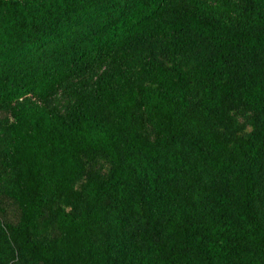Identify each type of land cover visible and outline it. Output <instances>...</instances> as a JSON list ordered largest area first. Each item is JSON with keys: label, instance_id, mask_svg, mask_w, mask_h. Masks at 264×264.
I'll return each instance as SVG.
<instances>
[{"label": "trees", "instance_id": "trees-1", "mask_svg": "<svg viewBox=\"0 0 264 264\" xmlns=\"http://www.w3.org/2000/svg\"><path fill=\"white\" fill-rule=\"evenodd\" d=\"M239 107L255 114L254 129L227 139L216 128ZM87 150L111 170L75 190ZM62 195L69 209L54 205ZM7 257L264 264V0H15L0 9Z\"/></svg>", "mask_w": 264, "mask_h": 264}, {"label": "rangeland", "instance_id": "rangeland-1", "mask_svg": "<svg viewBox=\"0 0 264 264\" xmlns=\"http://www.w3.org/2000/svg\"><path fill=\"white\" fill-rule=\"evenodd\" d=\"M15 0H0V9L7 7ZM230 122L226 126H218L217 132L227 138L232 139L239 136H247L254 129L255 114L244 107L228 109ZM152 136V134H150ZM82 161L84 164V171L75 179L73 189L79 190L85 184L87 176L92 173L98 178H104L111 170V164L105 155L100 151L87 150L82 154ZM54 205L62 206L69 209L70 204L67 202L65 195L58 198ZM102 238L104 233H101ZM12 258L7 257L0 261V264H11Z\"/></svg>", "mask_w": 264, "mask_h": 264}]
</instances>
